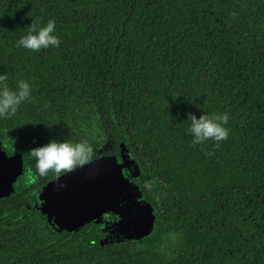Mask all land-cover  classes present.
Masks as SVG:
<instances>
[{
    "label": "trees",
    "instance_id": "1",
    "mask_svg": "<svg viewBox=\"0 0 264 264\" xmlns=\"http://www.w3.org/2000/svg\"><path fill=\"white\" fill-rule=\"evenodd\" d=\"M37 18L58 47L16 46ZM0 74L32 86L0 118L27 167L0 199V264H264V0H0ZM190 113L227 114L228 138L193 144ZM52 139L86 140L89 161L125 145L151 233L51 226L35 205L55 177L29 149Z\"/></svg>",
    "mask_w": 264,
    "mask_h": 264
},
{
    "label": "water",
    "instance_id": "2",
    "mask_svg": "<svg viewBox=\"0 0 264 264\" xmlns=\"http://www.w3.org/2000/svg\"><path fill=\"white\" fill-rule=\"evenodd\" d=\"M27 171L21 154L0 140V199L13 194ZM141 170L125 145L120 155H102L50 180L35 205L51 226L80 231L98 226L108 242L138 240L151 233L154 208L135 178Z\"/></svg>",
    "mask_w": 264,
    "mask_h": 264
},
{
    "label": "clouds",
    "instance_id": "3",
    "mask_svg": "<svg viewBox=\"0 0 264 264\" xmlns=\"http://www.w3.org/2000/svg\"><path fill=\"white\" fill-rule=\"evenodd\" d=\"M59 44L60 39L55 34V21L49 20L41 26L38 18L33 20L29 31L16 41L17 47L33 52L58 47ZM5 80L6 75L0 74V118L6 119L14 115L24 101L30 99L32 86L21 80L13 90L3 83ZM187 120L190 121L188 131L193 144H203L209 140L219 143L229 136V129L225 127L228 122L227 114H202L197 118L190 113ZM29 154L35 161L38 176H53L58 180L63 174L86 164L92 157L93 147L86 140L73 142L52 139L29 149Z\"/></svg>",
    "mask_w": 264,
    "mask_h": 264
}]
</instances>
